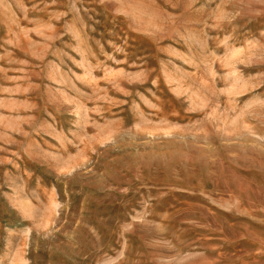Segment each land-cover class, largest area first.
Masks as SVG:
<instances>
[{
  "label": "rangeland",
  "instance_id": "rangeland-1",
  "mask_svg": "<svg viewBox=\"0 0 264 264\" xmlns=\"http://www.w3.org/2000/svg\"><path fill=\"white\" fill-rule=\"evenodd\" d=\"M0 264H264V0H0Z\"/></svg>",
  "mask_w": 264,
  "mask_h": 264
}]
</instances>
